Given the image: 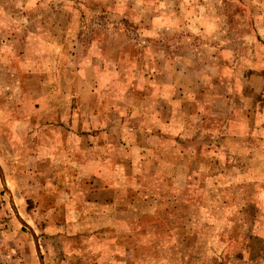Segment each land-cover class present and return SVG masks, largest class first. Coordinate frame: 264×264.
I'll return each mask as SVG.
<instances>
[{
    "label": "rangeland",
    "instance_id": "rangeland-1",
    "mask_svg": "<svg viewBox=\"0 0 264 264\" xmlns=\"http://www.w3.org/2000/svg\"><path fill=\"white\" fill-rule=\"evenodd\" d=\"M0 264H264V0H0Z\"/></svg>",
    "mask_w": 264,
    "mask_h": 264
}]
</instances>
